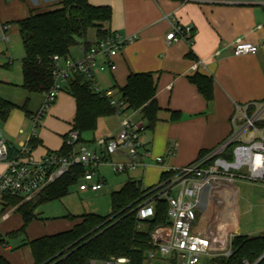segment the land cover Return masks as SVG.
I'll return each mask as SVG.
<instances>
[{
  "label": "crops",
  "instance_id": "0c3cea01",
  "mask_svg": "<svg viewBox=\"0 0 264 264\" xmlns=\"http://www.w3.org/2000/svg\"><path fill=\"white\" fill-rule=\"evenodd\" d=\"M62 2L63 0H0V19L9 23L11 28L12 25L16 28L10 29L11 39L14 37L12 44L10 42L6 46L0 43V97L17 106L5 123L0 121V131L9 149L16 152L15 156L27 143L38 160L49 153H58L64 148L74 129L76 100L63 90L41 120L36 137H32L34 118L43 105L45 94H30L23 88L25 51H16L14 60L8 56H12L10 49L15 51L17 38L22 43L16 23L29 18L32 13L41 14L61 9ZM88 2L96 7L112 9V21L105 26V30L136 37L132 44L113 59L116 70L100 71L99 67L107 62V58L104 55L98 57L95 75L100 88L104 91L113 90L121 97L120 89L126 86L131 74L151 73L157 79L156 98L160 106L158 120L153 127H148L142 137V150L148 151L151 156L145 158L147 166L140 172L129 174V181H138L148 188L159 184L164 169L157 165L156 158H163L164 164L172 168L192 164L203 153L211 151L232 134L234 117L241 123L242 111L264 101L263 4L228 5L210 0ZM175 19L184 26L194 28L191 44L184 41L172 44L167 42V34ZM98 41V31L90 30L86 42L81 40L79 45L72 48L69 58L73 61L81 60L85 44L90 43L92 46ZM241 42L259 45L260 49L253 55L236 56L234 47ZM196 76L212 81L210 100L192 82ZM24 106H27L28 113L22 109ZM125 119L143 122L148 126L141 111L130 110L122 118L115 114L99 121L98 130L92 134V138L85 137L86 134L83 136L85 145L100 152V142L115 137L117 132L112 129L115 125L121 129V122ZM175 145L177 150L171 155ZM7 167L8 162H0V176ZM244 183L254 188L252 196L246 197L245 208L241 205L242 193L237 186L234 210L215 207L198 220L197 230L211 238V249L218 255L230 248L232 234L259 236L264 233V186ZM17 209L18 207L8 205L6 201L0 205V258L6 259L10 264H34L30 242L70 231L80 222L79 218L87 215L68 212V215L53 219L39 216L23 232L25 222ZM243 215L247 217L245 224L242 222ZM71 217L77 220L74 221ZM223 244L226 245L225 249L218 250ZM171 258V264H175L176 260Z\"/></svg>",
  "mask_w": 264,
  "mask_h": 264
},
{
  "label": "built area",
  "instance_id": "2783aa9c",
  "mask_svg": "<svg viewBox=\"0 0 264 264\" xmlns=\"http://www.w3.org/2000/svg\"><path fill=\"white\" fill-rule=\"evenodd\" d=\"M210 1L228 5H264L263 0ZM171 25L172 29L166 37L169 44L179 41L192 43L195 34L192 26H184L176 19ZM10 29L11 25L0 19V43L6 46L11 42ZM135 39V36L112 33L90 47L84 46L83 57L79 61L55 56L53 59L55 84L45 94L43 105L34 118L32 137H36L41 120L56 102L64 85L77 73L84 75L93 84L96 93L110 100L119 118L126 116L128 104L113 90H102L95 74L99 56L104 55L107 58V62L99 67L100 71H114L117 67L113 59ZM259 49V45L241 42L234 47V55H253ZM250 108L253 109L251 116L248 114ZM241 118L243 120L241 119L242 122L239 123L234 117V130L227 139L188 166L172 168L164 164L163 158H156L157 165L163 167L164 173L171 177L150 188L142 185V189L148 194H153L154 198L138 209L137 218L141 222L153 218L156 200H164L168 203L169 223L156 227L151 233L152 248L147 254L148 262L175 257L177 264H203L205 259L218 256L211 249V238L197 230L198 220L215 207L234 210L238 180L264 185V126H259L264 125V101L247 107L241 112ZM121 128L115 137L100 142L102 148L100 152L80 144V133L72 130L66 145L72 147L73 151L68 155L49 153L40 160L34 157L29 143L21 147L16 158L10 159L8 144L0 131V162H8L7 170L0 176V205L10 195L31 200L45 187L69 173L76 165L87 168L79 185L82 192H97L103 189L104 183L97 171L105 163L111 165L117 174L146 167L145 158L151 156L148 151L142 150V137L148 130L147 125L125 119L121 122ZM176 150L177 145L170 154H175ZM114 155H120L125 160L113 162L111 157ZM233 237L232 234L230 248L219 255L231 256ZM129 263L125 258H113L103 264Z\"/></svg>",
  "mask_w": 264,
  "mask_h": 264
},
{
  "label": "trees",
  "instance_id": "16d2710c",
  "mask_svg": "<svg viewBox=\"0 0 264 264\" xmlns=\"http://www.w3.org/2000/svg\"><path fill=\"white\" fill-rule=\"evenodd\" d=\"M61 5V9L32 13L29 18L16 23L25 51L23 88L30 94L44 95L53 88L54 57L68 59L72 48L79 45L81 40L86 42L90 30L98 31L99 40L112 34L105 30L113 18L110 7H96L88 0H63ZM85 45L91 46L90 43ZM192 82L208 100L212 98L211 80L196 76ZM63 90L76 100L73 130L80 133L79 143L85 144L83 136L94 134L99 121L114 116L116 108L108 98L96 93L93 84L82 74H74ZM120 94L128 104L127 111L142 112L147 128L157 123L160 106L156 98L157 79L154 74H131L126 86L120 89ZM16 108V105L0 97V121L5 123ZM22 109L28 113L27 106ZM252 111L250 108L248 113ZM71 151L73 148L65 145L57 154L68 155ZM15 153L10 148L9 158H16L19 153L16 156ZM86 172V167L74 166L69 173L27 202L21 196H8L7 204L18 207L17 212L24 219L22 231L25 232L38 219L37 212L41 206L68 196L72 187L80 185ZM170 177L164 173L160 183ZM152 198L154 195L144 191L141 183L128 181L121 190L111 195L112 213L109 216L87 214L79 218L80 222L70 231L30 242L34 264H103L113 258L128 259L129 264H147V254L152 248L151 233L156 227L169 223L168 203L164 200H156L153 218L145 222L137 218L138 209ZM71 219L77 220L75 217ZM142 224L146 227L143 228ZM231 252L229 257L218 255L210 258L208 264H255L264 255V233L259 236H234ZM0 264L10 263L0 258ZM260 264H264V260Z\"/></svg>",
  "mask_w": 264,
  "mask_h": 264
},
{
  "label": "rangeland",
  "instance_id": "374dc122",
  "mask_svg": "<svg viewBox=\"0 0 264 264\" xmlns=\"http://www.w3.org/2000/svg\"><path fill=\"white\" fill-rule=\"evenodd\" d=\"M264 1V0H263ZM13 28L16 29L15 26L12 25ZM18 37V36H17ZM11 39L14 42V37ZM18 43L15 46V51L10 49V52L12 54L8 55L11 59H15L16 51L23 53V46L21 43V40L19 38ZM249 114V113H248ZM253 114V111L249 114L250 116ZM122 129V128H121ZM118 125H115L114 129H112L113 132H117V134L121 131ZM251 134V132H250ZM92 134H86L85 137L92 138ZM88 148L92 149L93 147L88 146ZM119 157V159L115 158ZM113 162H120L121 159L120 155H114L111 158ZM142 168L137 169L134 172H129L125 174H117L113 171L111 165L105 163L101 165L98 169V174L101 175L102 181L104 183V187L99 192L95 193L92 191H89L87 193H81L79 189V184L72 187L70 195L66 197L64 200H57L50 202L48 204H45L41 206L38 209L39 216L41 218H47V219H53L57 217H62L65 215H68V212H71L73 215H83V214H96L100 216H109L112 213V202H111V195L114 192H117L123 188V186L129 181V174L138 173L141 171ZM245 181L238 180L237 186L241 189V205L243 208H245V200L246 197H250L253 194L254 188L244 183ZM249 183V182H247ZM253 185H259L264 186L262 184H256L251 183ZM177 192V191H176ZM29 201L28 199H24V202ZM247 221V217L244 215L242 216V222L245 224ZM143 228H145V224L142 225ZM226 245H220L218 250L223 251L225 249ZM171 257L167 258H159L154 261L148 262L147 264H171Z\"/></svg>",
  "mask_w": 264,
  "mask_h": 264
},
{
  "label": "water",
  "instance_id": "95a60500",
  "mask_svg": "<svg viewBox=\"0 0 264 264\" xmlns=\"http://www.w3.org/2000/svg\"><path fill=\"white\" fill-rule=\"evenodd\" d=\"M264 260V255L255 263V264H260V262ZM209 263V260L208 259H205L204 260V264H208Z\"/></svg>",
  "mask_w": 264,
  "mask_h": 264
}]
</instances>
